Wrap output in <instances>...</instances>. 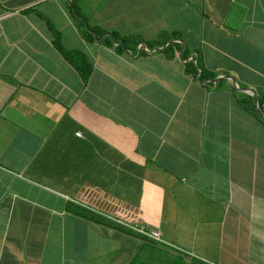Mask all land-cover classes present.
<instances>
[{"label": "crops", "instance_id": "crops-1", "mask_svg": "<svg viewBox=\"0 0 264 264\" xmlns=\"http://www.w3.org/2000/svg\"><path fill=\"white\" fill-rule=\"evenodd\" d=\"M64 51L89 57V81ZM257 106L264 0H0V264H264Z\"/></svg>", "mask_w": 264, "mask_h": 264}, {"label": "clouds", "instance_id": "clouds-1", "mask_svg": "<svg viewBox=\"0 0 264 264\" xmlns=\"http://www.w3.org/2000/svg\"><path fill=\"white\" fill-rule=\"evenodd\" d=\"M75 16L78 17V16H80V14H78L76 12ZM84 19L85 20H81V24L87 25V28H88L89 20L86 18H84ZM89 31L90 32H88V35L93 40H95V36L98 39V36L103 35L104 42L106 44L111 45L112 47L118 49L121 52L122 51H128L130 49V44H132V43H135L136 47H139V54L153 53L156 51L155 50L156 47L149 42H146V41L145 42H138V41H136V39L134 37L132 38L131 36H122L121 34H119L117 32L108 31V30H105L99 26L93 27L90 25ZM173 40L178 41L179 39L174 38ZM182 42H183V40H182ZM167 44L168 43H164L163 47H165ZM168 45L171 46L172 43H169ZM73 52H78V53L84 54L86 56V58L93 65V72H94V69H95L94 64L85 53H82L79 51H73ZM168 53L170 55H172L171 51H168ZM182 54H183V58L185 60H187V58L190 55V51H189V47H188L187 43H186V50L184 52H182ZM66 59H67V57H66ZM68 61L71 62L73 65H75L78 69H79V67H81L80 62L76 58H73V61H70V60H68ZM188 69L191 73L196 74V76L200 73V71H202V69L199 66V60L197 57H193L189 60ZM93 72H92V74L88 80L85 79L86 81H89L91 79ZM83 77H84V75H83ZM198 79H200V77ZM226 79H227V77H226ZM215 81L217 82L218 80H215ZM252 95H253L255 101H257V96L254 93ZM256 108L253 107L252 110H249V111L255 113V115H257L258 117H260V119H262L264 121L263 111L260 109L259 106H257ZM260 112L262 113V115ZM78 135L80 138L83 137L82 132L79 133ZM97 205L98 204H91L88 202H82L80 200H77V206H74V207H76L74 211L76 213L82 215V216L89 217L90 219H92L94 221L108 225L106 228H110V229H113L115 231L123 232L120 230H124V228L126 227L127 229L135 232L139 236L146 238L150 241L167 244V242L163 239V233L161 230L154 229V228H152L148 225H145V224H132V223L123 221V220L119 219L116 216V214H113V213L107 212V211H98L96 209ZM118 229H120V230H118Z\"/></svg>", "mask_w": 264, "mask_h": 264}, {"label": "trees", "instance_id": "trees-1", "mask_svg": "<svg viewBox=\"0 0 264 264\" xmlns=\"http://www.w3.org/2000/svg\"><path fill=\"white\" fill-rule=\"evenodd\" d=\"M75 10L78 14H80L79 8L75 6ZM65 56L68 60L73 61V58H76L81 67L79 69L82 71L86 80H88L93 72V65L91 62L86 58L84 54L73 52V51H64Z\"/></svg>", "mask_w": 264, "mask_h": 264}, {"label": "water", "instance_id": "water-1", "mask_svg": "<svg viewBox=\"0 0 264 264\" xmlns=\"http://www.w3.org/2000/svg\"><path fill=\"white\" fill-rule=\"evenodd\" d=\"M261 113V112H260ZM261 115H262V113H261Z\"/></svg>", "mask_w": 264, "mask_h": 264}]
</instances>
